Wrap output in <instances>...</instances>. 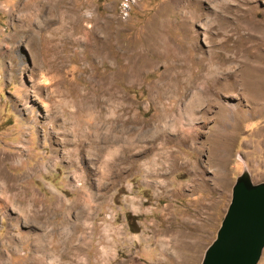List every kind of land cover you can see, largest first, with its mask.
<instances>
[{
	"label": "rangeland",
	"instance_id": "obj_1",
	"mask_svg": "<svg viewBox=\"0 0 264 264\" xmlns=\"http://www.w3.org/2000/svg\"><path fill=\"white\" fill-rule=\"evenodd\" d=\"M263 50L264 0H0V264H202L236 179L264 182V112L240 94ZM208 75L239 84L204 122Z\"/></svg>",
	"mask_w": 264,
	"mask_h": 264
},
{
	"label": "water",
	"instance_id": "obj_2",
	"mask_svg": "<svg viewBox=\"0 0 264 264\" xmlns=\"http://www.w3.org/2000/svg\"><path fill=\"white\" fill-rule=\"evenodd\" d=\"M202 264H258L264 249V182L253 184L243 173Z\"/></svg>",
	"mask_w": 264,
	"mask_h": 264
},
{
	"label": "bare ground",
	"instance_id": "obj_3",
	"mask_svg": "<svg viewBox=\"0 0 264 264\" xmlns=\"http://www.w3.org/2000/svg\"><path fill=\"white\" fill-rule=\"evenodd\" d=\"M30 5V4H29ZM27 8H29V10L33 9L32 6H26ZM26 9V8H24ZM23 9V10H24ZM69 11V9H68ZM70 12V11H69ZM68 12V13H69ZM75 12V11H74ZM31 13V12H30ZM29 13V14H30ZM72 15H74L72 13ZM27 17V16H26ZM29 19H32L30 17H28ZM70 18V17H69ZM27 19V20H29ZM72 19V18H71ZM31 22V20H29ZM28 22V21H26ZM55 42V41H54ZM49 44V43H48ZM260 45V44H259ZM52 47V46H51ZM51 49V48H50ZM257 54L254 56L255 59H258L260 63L259 64V68H258V75L255 74L253 75V83H248V85H244L242 86V93L240 92V94H242L243 96H245L246 100L249 102V103H253V110L257 108L255 107H259V110L260 112H264V50L262 52H256ZM221 60V62H223V64L225 63L220 57L218 56H214L211 58V61L212 60ZM220 62V63H221ZM219 64V62H218ZM205 75V74H204ZM213 75V74H211ZM217 77V76H216ZM197 78V77H196ZM211 76L209 77H206L204 78V81H203V86L201 87V89L199 88V90L196 92V93H193V96L191 98V102L190 104H192L193 106V113L196 112V109L201 107V103H202V96H204V98L207 100L206 104H205V108L204 109V113L202 114L200 120H204V122L207 121V118L205 117V114L208 112V110L211 108L212 105H216V100L213 99L214 97V94H217L219 93L221 90H228V89H233L239 84L235 83V84H232L230 87H225L223 84L222 86H218L215 87L216 83H214V79H210ZM198 79V78H197ZM197 79L194 80L193 82V86L195 85V83L197 82ZM218 80V79H217ZM226 80V79H225ZM219 83V81H218ZM242 83V82H241ZM244 83V82H243ZM226 84V83H225ZM197 85V84H196ZM232 89V90H233ZM246 92H250L253 96V99H249L248 97H251V96H248V93L246 95ZM249 93V94H250ZM250 94V95H251ZM219 95V94H218ZM251 97V98H252ZM219 105V104H218ZM221 106V105H219ZM223 107V106H221ZM228 111H231L233 112L234 114V118H235V115L238 114L239 117L243 116L244 113L239 110L236 106H233L229 109H227ZM226 108L225 109H219L216 113H215V116H214V119L213 121L215 122L213 128H212V132L210 131V135H211V139H210V143H212L215 148L214 150L212 151V156H211V159L216 161L218 164H224V162L227 160V156H228V150H229V146H230V142L232 141L233 139V135H234V131L237 127V124L239 123V121H235L233 123V125H231V127L233 128L232 131H227V130H223L225 129V127L227 126L226 124V112H227ZM258 110V111H259ZM259 113V112H258ZM263 114V113H262ZM162 117V116H161ZM166 118V117H165ZM162 120V118H160ZM174 120V119H173ZM203 122V121H202ZM233 122V121H232ZM238 122V123H237ZM159 123V122H158ZM175 123V122H174ZM125 124V123H124ZM206 124V123H205ZM122 127V126H121ZM230 127V128H231ZM195 131V130H194ZM179 132V131H178ZM185 132V131H184ZM197 132V131H196ZM181 133V132H180ZM183 133V132H182ZM180 135V134H179ZM184 135V134H183ZM188 135V134H187ZM161 138H164V139H169V135L166 133H163L162 135H160ZM186 136V135H185ZM190 136V134H189ZM188 136V137H189ZM178 135L176 134L175 135V139H177ZM194 137V136H193ZM173 138V137H172ZM186 138V137H184ZM191 138V137H190ZM189 138V139H190ZM127 139V138H126ZM123 140V139H122ZM172 140V139H171ZM86 143V142H85ZM126 145V144H125ZM125 148V147H124ZM212 148V147H211ZM106 150V149H105ZM120 152V151H119ZM114 154V153H113ZM112 156V154H111ZM88 157V156H87ZM105 162V161H104ZM2 174V176H1ZM102 174V173H101ZM7 174L2 172L1 173V170H0V179L2 181H4L5 179L6 180H9L7 179ZM9 182V181H8ZM9 200V199H8ZM11 237V236H10ZM185 237V236H184ZM186 239V238H185ZM188 240V239H187ZM185 244H184V248L185 247H189V245H191V242L189 241H184ZM62 243V242H61ZM2 257V256H1Z\"/></svg>",
	"mask_w": 264,
	"mask_h": 264
}]
</instances>
